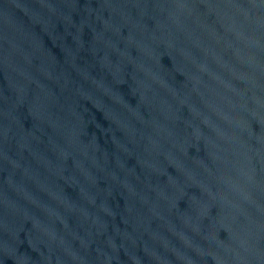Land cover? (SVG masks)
I'll return each mask as SVG.
<instances>
[{
  "label": "water",
  "instance_id": "1",
  "mask_svg": "<svg viewBox=\"0 0 264 264\" xmlns=\"http://www.w3.org/2000/svg\"><path fill=\"white\" fill-rule=\"evenodd\" d=\"M0 264H264V0H0Z\"/></svg>",
  "mask_w": 264,
  "mask_h": 264
}]
</instances>
